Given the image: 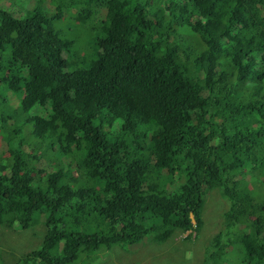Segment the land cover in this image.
I'll return each instance as SVG.
<instances>
[{
	"label": "trees",
	"instance_id": "trees-1",
	"mask_svg": "<svg viewBox=\"0 0 264 264\" xmlns=\"http://www.w3.org/2000/svg\"><path fill=\"white\" fill-rule=\"evenodd\" d=\"M41 1L49 16L0 7V225L47 229L20 264L199 229L214 189L204 264L234 244L264 264V0Z\"/></svg>",
	"mask_w": 264,
	"mask_h": 264
},
{
	"label": "rangeland",
	"instance_id": "rangeland-1",
	"mask_svg": "<svg viewBox=\"0 0 264 264\" xmlns=\"http://www.w3.org/2000/svg\"><path fill=\"white\" fill-rule=\"evenodd\" d=\"M34 6H40L44 12L47 11V6L41 0H0V7L10 10L16 17L23 16L34 9L40 10L39 7L34 8ZM71 11L66 13V17L76 27L80 28L75 33H71V38L76 41V47L74 45L73 47L80 52L87 44L83 42L91 38L92 34L84 29V23L81 24L80 21L76 20L77 11L75 8ZM39 13H43V11L41 12L40 10ZM46 13L49 16V13ZM99 17L103 18L104 15H97L98 20L101 21ZM97 18H94V23ZM11 100L14 105H17L16 98ZM11 122L12 126L8 128V131L17 126L14 119ZM256 127H260V124L256 123ZM104 129L106 130V128ZM31 139L34 140V138ZM4 140V134L0 133V142ZM0 145L2 146V144ZM26 145L27 142H25ZM8 149L3 151V146L2 148L0 147V162L3 164L9 163L10 152ZM253 187L254 185L250 184V188L253 189ZM258 190L260 191V188ZM227 207L228 203L222 199L219 191L214 189L205 198L202 224L199 229L196 228L197 226L194 223L193 229L189 231L176 230L169 239L162 243L156 244L154 239L149 237L145 242L128 249L113 247L110 250H104L101 248L93 256L94 259H91L86 264H204L205 247H209L210 241H213L221 233L224 222L223 214L226 212ZM43 216H39L27 230H15L5 225H0V264H20L19 260L22 257L42 245L47 230ZM237 246L234 244L233 249L227 251L226 260L230 258L231 264H242V254L236 251ZM220 253L213 255L212 264H219L224 259L219 256ZM77 264L83 263L79 261Z\"/></svg>",
	"mask_w": 264,
	"mask_h": 264
}]
</instances>
